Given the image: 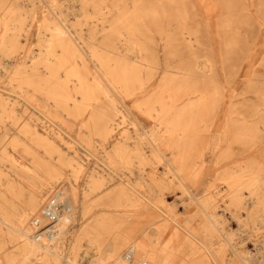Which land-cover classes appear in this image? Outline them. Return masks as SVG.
<instances>
[{
    "label": "rangeland",
    "instance_id": "374dc122",
    "mask_svg": "<svg viewBox=\"0 0 264 264\" xmlns=\"http://www.w3.org/2000/svg\"><path fill=\"white\" fill-rule=\"evenodd\" d=\"M205 1L0 0V34L5 31L6 19L16 18L15 26L7 30L11 36L0 39V191H4L8 199L14 194L10 200L18 204L20 192L25 194L31 187L46 182V186L36 190L40 206L37 216L32 213L30 217L34 216L45 227L43 206L56 201L61 213L48 227L60 231L54 249L56 256L48 253L39 260L29 257L24 264H124L129 242L133 238L142 240L144 233L127 234L124 213L131 206L114 197L126 181L131 182V176L143 180L138 191L155 194L157 182L165 176L164 159L170 153H204L206 167L200 175L197 172L199 179L186 182L190 188L197 185L195 197H202L216 184L224 191L219 198L224 207L216 212H222L227 220L224 224L227 231L217 227L218 235L212 237L216 243L212 252L223 256V264H232V258L240 264H264V190L262 199L256 201V196L250 195L243 186L242 208L225 192L226 175L217 183L212 181L213 174H208L216 153H224L226 158L231 153H246L245 149L255 142L245 136L225 142L224 134L216 131L218 127L228 126L226 131L232 128L234 135L246 134L252 138L255 134L257 138H264V132L254 130L256 123L251 117L255 106L264 103V0H249L256 9L252 18L246 15L248 0ZM55 27L66 32L69 43L58 39L48 41ZM47 42L54 53L49 56L51 65L38 55L45 50ZM127 43L132 51L124 49ZM8 47H12L11 52ZM253 47L256 59L247 61ZM200 62L212 65V70L207 71L209 76L204 81L196 82L192 73ZM252 62L258 79L252 71L249 77L255 76L254 80L247 84L245 69ZM34 67L43 74L39 79L31 75ZM165 74L177 83L171 86V92L174 89L178 94L205 90L204 94L197 91L204 95L203 103L183 107L182 112L193 114L192 127L198 125L200 131L191 146L187 145L190 142L187 140L181 141L180 150L160 144L159 150L152 151L150 139L161 126L156 118L149 116L156 113L154 109H149L158 105ZM111 75L116 81L125 75L141 77V81L133 83L134 88L129 90L133 92L126 93L124 88L103 82L112 79ZM96 77L103 78L100 88ZM236 93L238 95L233 97ZM163 94L178 95L167 91ZM109 99H115L116 115L111 112L114 103ZM223 99L226 103L221 105ZM170 104L164 108L165 111L172 109L168 113L183 109L180 102ZM228 112H233L231 115L235 117L229 115L225 120ZM239 114L246 117L240 118ZM185 115L183 117L188 119ZM260 122L264 127V118ZM152 128L155 129L152 131ZM261 144L264 142H257L256 149ZM117 147L120 153H129L135 173L129 174L118 158L111 155ZM256 149L249 153H257L254 165L260 169L264 167V153ZM195 165L189 166L190 172H195ZM106 168L111 171L109 178L114 177L107 183L108 189L97 196L89 193L85 186L87 176L104 173ZM52 177L60 178L54 182ZM10 181L14 183L10 185ZM63 185L72 189L67 199L61 195L51 200L58 191L68 193ZM105 193L109 196H104ZM168 198L166 196L170 200ZM2 205L6 210L10 208L8 202L0 200ZM12 220L16 223L15 218ZM144 220L149 221V218ZM91 226L95 231L86 234L89 232L96 242L98 248L94 249L87 248L84 235L85 229ZM202 227L211 235V228ZM162 228L166 230L167 226ZM36 230L33 225V233ZM162 239L163 234L151 233L146 241L148 252L155 257L167 251L160 244ZM19 240L16 233L13 236L0 233V264H22V255L17 249ZM182 251L190 252L184 248Z\"/></svg>",
    "mask_w": 264,
    "mask_h": 264
},
{
    "label": "bare ground",
    "instance_id": "6f19581e",
    "mask_svg": "<svg viewBox=\"0 0 264 264\" xmlns=\"http://www.w3.org/2000/svg\"><path fill=\"white\" fill-rule=\"evenodd\" d=\"M195 1L199 3L206 2L205 0H195ZM247 8H248L246 11L247 17L249 18L254 17L256 9L254 8L253 3L249 0L247 3ZM205 12H209V11H205ZM14 21H16V18L14 16H12L9 19H6L5 25H4L5 27L3 26L5 28L4 29L5 31L3 30L4 32L0 34L1 35L0 39H4L7 36H11L7 34V30L15 26L16 22L15 24H13ZM52 30L53 32H50L51 34H50L48 41L58 39V40L63 41L64 43H69L68 42L69 38L65 31H63L59 27H55ZM15 35L16 34H14V36ZM52 42L53 41H51V43ZM47 44H46L47 46L45 47V50L41 48V50L43 49L44 51H41L42 53L40 52L38 55L42 56L44 61H46L48 64L51 65L49 56L53 55L54 53L53 51H51L52 48L48 42ZM124 46H125L124 49H126L127 51L133 50V48L131 47V45H129V43L125 44ZM254 47L252 48L251 52H248V56L246 57L247 61H249L250 59L255 61L256 51ZM7 50L11 52L12 47H8ZM39 56H36V57H39ZM254 67L255 66L253 65V62H252V64L249 65V67L245 69V72H246L245 76H247L246 77L247 84L251 82L250 80H254V77L257 76L258 74L255 71L256 67L255 68ZM46 69H47V66H46ZM208 70L209 71L212 70V65H209L206 62H200L196 65L195 71L192 73L193 75L192 78H194L196 82L204 81L209 76V74H207ZM252 71H253V74H255V76L249 77V73H251ZM31 75L34 77H38L37 79H39L43 74L42 72H38L37 69L34 67L33 70H31ZM98 76L103 77L100 74ZM110 77H112V79H109V80H106V79L103 80V78L98 79L96 77L95 81L99 85V88L100 86L101 87L103 86L101 84H103L104 82L105 84L109 86L111 84L115 88H124L123 90H126V93H131L134 91V90L129 91L132 88H134L133 83L137 82V80L141 81V77L133 78L129 76L127 78V75L123 76L124 78L121 76L122 79L120 81L114 80L113 75H111ZM262 77L264 79V75H262ZM256 79H258V76ZM57 83L59 84V80ZM175 85H177V83L173 82L171 77L169 75L166 76L165 74L161 81V87L159 88L161 96L157 99L158 105L157 107L153 106L149 109V111L150 110L152 111L154 109L156 113L155 114L149 113V116L152 118H156L158 120V124L161 126V128L157 132L152 134L153 137L150 139L151 141L149 143L150 144L149 146L152 151L159 150L160 144H163L164 146L169 147V148H173L174 146H176V148L180 150L183 148L181 146V141L185 142L187 140H190L189 144L187 145L191 146L193 140L196 139L195 136H197L198 131H200L198 125H195L192 127V123H191L192 121L190 122V119L194 118V116H191L193 114L189 113L185 115L182 112L183 110H185L186 107H191L195 105L197 106L200 103H203L204 95L199 94L197 91H200V93L204 94L205 90L195 89V90H189L188 92H185L184 94H178L177 93L178 91H176L177 89H174L171 92V86H175ZM54 90L56 91L57 89H54ZM165 91H167L170 94L175 92L178 95L176 96H171L169 94L165 95L163 94ZM45 92H47V90ZM48 94H46V96ZM236 95L238 94L236 93L233 97H236ZM111 100H112V103H114V105H112L111 107V112L114 113L116 108L118 109V107L115 106V99H111ZM111 100L109 99V101ZM175 102L182 103V108L183 107L185 108L177 109L173 111L172 113H168L172 109L165 111V109L169 105H171L170 103L173 104ZM220 103L221 105H223L224 103H226V100L223 99V101L221 100ZM221 107L222 106L218 108H220L221 110ZM116 113L117 112H115L114 115H116ZM232 113L233 112H231V114ZM231 114L229 112L226 113L225 120H227L229 118V115ZM183 115H185L188 119H185ZM251 115H252L251 116L252 119H254L256 123L254 125L255 126L254 130L256 132H259V131L264 132V127H262L260 124L261 123L260 120L261 119L263 120L264 118V103L260 105H256L253 110V114ZM218 116H221V114L218 113ZM238 116H240V118L246 117L243 114H239ZM230 117L234 118L235 116L231 115ZM162 124L164 126H162ZM227 127L228 126H224L223 129L218 127L216 129L217 132L221 131L224 134L225 142L227 140L235 141V140H238L239 138H244V136L245 138H249L255 142L252 146L249 147V149H245L246 153H231L228 156V158L224 157V153H216L213 166L210 169L208 174H213L212 181L214 182L221 180L223 174L226 175V177H224V181L227 184V187H226L227 189L225 190V192H228L229 196H231V198H233L235 201L239 203L240 206H242L243 200L245 199V196L243 195L241 191L243 186H246L248 188L249 191L247 192H249L250 195L253 194L256 196V201H258L261 198V192L264 190V172H263L264 167L260 169L255 167L254 163H256L257 153H249V151L251 152L252 149L257 148L255 147V144L257 142L263 143L264 138L262 137L257 138L255 134L252 138L251 136H248L246 134L234 135L232 128L231 130L229 129L228 131H226ZM154 129L155 128H152V131ZM107 134H108V124L106 125V129L104 130L105 138ZM228 134L229 136H227ZM38 138L40 137L38 136ZM45 144L46 143H44V145ZM256 150H253V151H256L258 153H264V145H262L261 147H258V149ZM160 154L162 155V153ZM111 155L115 158H118V161L121 163V167L123 169L125 168V170L129 172V174L135 173V166L131 161H129V157H128L129 153H120L117 147L113 150V153H111ZM235 155H239L240 157L235 158ZM203 157H204V153H170V155L168 157H165L164 159V161L167 164V168L163 172V175L165 176L161 177V179H159V181L157 182V186H156L157 191L155 194H152L149 191L146 194L138 191L140 187V183L143 181L139 176H133V177L131 176L129 178L131 182L126 181L125 186H123L122 189L118 191V194H116V197H114L115 200L117 201L125 200L124 202L125 205L131 206V208L124 213V216L126 217L125 220L127 221V224H126V227H124V230H126L127 234H132V235H136L138 232L144 233V238L142 240L133 238L129 242L128 247L126 248L127 250V252L125 253L126 256H124L125 257L124 264H196L199 262L203 264H211V263L223 264V260H224L223 256L222 255L217 256L212 252L213 245L216 244L215 240L212 239V237L215 235H218L217 227L223 228V232L227 231L226 230L227 228L225 229L224 227V224L227 223V220L223 218V215H221L222 212L218 214L216 212L217 209L224 207L223 204L219 202L220 200L219 198L224 193V191L220 189L218 184L212 185L213 187L211 186V189H208L205 195H202V197L197 198L195 197L197 193V190H196L197 185L196 186L193 185L194 186L193 188H190L188 186L189 183H192L193 181L199 179V175L203 172V169H205L206 159H203ZM109 159H110L109 161L111 162V157ZM138 161L141 162L140 159H138ZM180 162H182L181 165L178 166L176 169L175 168L176 164ZM192 163L196 164L194 167L195 172L189 171V166L192 165ZM10 164L11 166L13 165L12 163ZM219 165H221L222 167L221 168L216 167ZM191 167L192 166H190V168ZM75 170L77 171L75 172L79 175V170L77 168ZM197 172L199 173L198 176H197L198 174ZM109 175H111V171L109 168H106L105 172L101 174H96V173L89 174L87 178L85 179L86 190L95 196L102 194L109 187V186H106L107 183L109 181L114 180V177L109 178ZM59 178L60 177H52V180H54L55 182L59 180ZM10 182H8L10 185L14 183V182H11V183ZM186 182L188 184H186ZM46 184H47L46 182L40 183L38 187L43 188L44 186H46ZM111 184L112 183H110V185ZM38 187L36 186L31 187L25 194L23 192H20L19 196H17L19 198L17 201L19 202L18 204L13 203L11 201L12 198L15 196L14 194L11 195L8 199V197L5 195V192L0 191V200H2L3 203L5 204H7L8 202L9 207H10L9 209L6 210V208H4V205H2L3 207L0 206V233L11 234V236H13L14 233H16L17 239H20L17 243V249L20 251L22 255V264H24V262L26 263V259L29 257H31L34 260H39L41 259V257L46 258L48 253L52 254L53 256H56V252L54 251V249H55L56 243L58 242V239H59L58 233L60 231L50 230V234L42 233L41 238H37L33 233L34 231H33V225L31 223V219L34 216L30 217V215L32 213H36L35 216H37V213L40 207L38 206L39 202L36 196V190ZM62 187H64L63 190H67L68 193L63 194L62 193L63 191H60V192L58 191L57 194L55 193L56 195L55 198L51 200L55 201L61 195L64 196L65 199H67V197L69 196V193L72 192V189L69 188L70 186L68 187V186L63 185ZM247 188L245 189L247 190ZM176 189H179L177 193H175ZM74 191L73 193H75ZM104 196L108 197L109 194L105 193ZM166 196H169L170 200H167ZM197 210L198 212H196V214L192 213ZM42 212H43V209H42ZM226 212L227 211L225 209V213ZM60 214L61 213L58 214L57 219L54 222L58 220ZM144 217L147 219L149 218V221L148 220L145 221ZM12 218L16 219V223H14ZM16 224H18L19 228L16 227L17 226ZM98 224H99V221L96 223V225ZM166 226H167L166 230H163L162 227H166ZM202 226H206V227L208 226L209 228H211V231L213 234L211 233V235L208 236V234L206 233L207 231H205ZM87 228L85 229V234H84L86 242H87L86 243L87 248L88 249L98 248L96 242L93 239H91L92 236H90L91 234L89 233V232L95 231L94 228L92 226L90 229H87ZM87 231H89L88 232L89 235L86 234ZM151 233H159L161 235L163 234V239L160 244L167 251H163V253H161L159 257H155L154 254H151L147 250L148 244L146 243V241L149 240V236L151 235ZM12 241L13 240H11L10 242ZM183 248L190 252H183L182 251ZM220 248H222V245L220 246ZM176 250L181 251V252H178V251L176 252ZM231 262L232 264H240L239 262L236 261L235 258H232Z\"/></svg>",
    "mask_w": 264,
    "mask_h": 264
},
{
    "label": "built area",
    "instance_id": "2783aa9c",
    "mask_svg": "<svg viewBox=\"0 0 264 264\" xmlns=\"http://www.w3.org/2000/svg\"><path fill=\"white\" fill-rule=\"evenodd\" d=\"M57 202V201H56ZM56 202H52L50 205L43 206V216L46 219L47 225L44 227V224L41 226V221L37 218L33 217L32 223L37 228L34 235L37 238H41L42 233L43 234H50V230L48 229L49 225L52 224L57 219V216L59 214L60 205Z\"/></svg>",
    "mask_w": 264,
    "mask_h": 264
}]
</instances>
